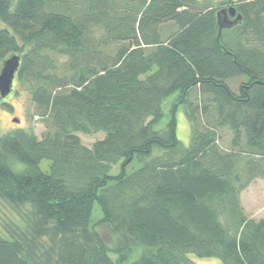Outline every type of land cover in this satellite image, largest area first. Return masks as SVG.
<instances>
[{
	"label": "trees",
	"instance_id": "1",
	"mask_svg": "<svg viewBox=\"0 0 264 264\" xmlns=\"http://www.w3.org/2000/svg\"><path fill=\"white\" fill-rule=\"evenodd\" d=\"M230 5L242 20L220 31ZM0 18V70L21 55L16 83L49 127L0 136V264H264V218L241 201L264 178V0H0ZM100 131L90 147L78 135ZM96 203L105 230L90 224Z\"/></svg>",
	"mask_w": 264,
	"mask_h": 264
},
{
	"label": "rangeland",
	"instance_id": "2",
	"mask_svg": "<svg viewBox=\"0 0 264 264\" xmlns=\"http://www.w3.org/2000/svg\"><path fill=\"white\" fill-rule=\"evenodd\" d=\"M205 1L218 2L219 0ZM0 27H8V25L1 18ZM104 36L105 32L103 31V29L98 27H92L91 31L89 32V37L94 41H99V39ZM119 44L120 43H111L107 46L102 47V49L107 55L114 54ZM242 78L243 77L229 79L228 83L234 90H237L238 83L242 80ZM176 97L177 93H174L164 100L163 106L166 114L157 124V128L165 127V125L167 124L170 115V107ZM191 100L194 106L200 103L199 108L195 111L198 121L203 124L209 122L211 118L210 116L207 117L206 114L202 113V98L197 91H195L191 95ZM176 117L178 137L184 145L188 146L191 141V124L184 104H180V106L178 107ZM45 120L46 119H43L39 115H37V108L31 99V94L28 86L22 82L16 83L15 78L13 83V90L11 91V93L5 98L0 97V136L6 133L17 131L20 128H26L33 130L39 137H41L42 134L49 129L47 125L48 122H46ZM219 133V145L223 149H230V141L232 138L231 130L227 127H221L219 128ZM78 135L80 136L82 143L90 147L96 140L104 138L106 133L104 131H100L94 134H85L79 132ZM144 161L145 158L141 159L140 157L136 156L127 166V172H133L134 170L139 168ZM41 165L43 169H47L48 161H43ZM120 169L121 163H118L113 166L111 173L116 174L120 171ZM241 201L248 216L256 219L264 218V178L254 179L247 186V188H245L241 192ZM7 206L8 208L10 207L6 204V207ZM6 211L8 210L6 209ZM8 213L14 214L17 218V214H15V212L13 213L8 211ZM102 216L103 213L101 207L98 203H96L94 205L92 213V219L90 223L91 226H95L98 230H105L104 225L99 223ZM191 257L197 264H222L221 259L218 257L200 258L195 255H192Z\"/></svg>",
	"mask_w": 264,
	"mask_h": 264
},
{
	"label": "water",
	"instance_id": "3",
	"mask_svg": "<svg viewBox=\"0 0 264 264\" xmlns=\"http://www.w3.org/2000/svg\"><path fill=\"white\" fill-rule=\"evenodd\" d=\"M242 20V15L235 5L224 7L218 11V24L220 31L232 27ZM21 55L13 54L4 60L0 70V97H7L13 90V83L21 64ZM17 120V119H16Z\"/></svg>",
	"mask_w": 264,
	"mask_h": 264
}]
</instances>
